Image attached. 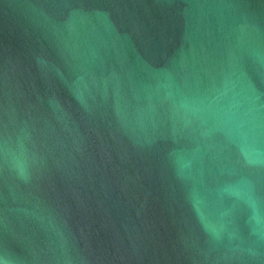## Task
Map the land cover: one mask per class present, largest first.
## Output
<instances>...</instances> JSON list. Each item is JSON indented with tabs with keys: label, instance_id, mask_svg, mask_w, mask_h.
Here are the masks:
<instances>
[{
	"label": "water",
	"instance_id": "obj_1",
	"mask_svg": "<svg viewBox=\"0 0 264 264\" xmlns=\"http://www.w3.org/2000/svg\"><path fill=\"white\" fill-rule=\"evenodd\" d=\"M0 264H264V0H0Z\"/></svg>",
	"mask_w": 264,
	"mask_h": 264
}]
</instances>
